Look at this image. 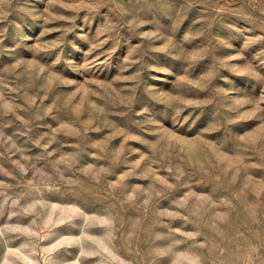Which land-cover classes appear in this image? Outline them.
Wrapping results in <instances>:
<instances>
[{
  "label": "rangeland",
  "instance_id": "374dc122",
  "mask_svg": "<svg viewBox=\"0 0 264 264\" xmlns=\"http://www.w3.org/2000/svg\"><path fill=\"white\" fill-rule=\"evenodd\" d=\"M0 264H264V0H0Z\"/></svg>",
  "mask_w": 264,
  "mask_h": 264
}]
</instances>
